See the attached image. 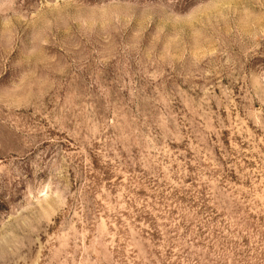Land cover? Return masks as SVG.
Returning <instances> with one entry per match:
<instances>
[{
    "label": "rangeland",
    "instance_id": "1",
    "mask_svg": "<svg viewBox=\"0 0 264 264\" xmlns=\"http://www.w3.org/2000/svg\"><path fill=\"white\" fill-rule=\"evenodd\" d=\"M0 264H264V0H0Z\"/></svg>",
    "mask_w": 264,
    "mask_h": 264
}]
</instances>
